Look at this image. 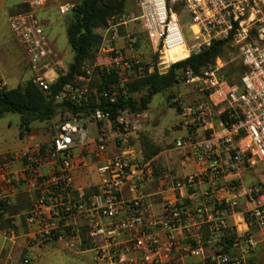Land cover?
Listing matches in <instances>:
<instances>
[{"label": "built area", "instance_id": "1", "mask_svg": "<svg viewBox=\"0 0 264 264\" xmlns=\"http://www.w3.org/2000/svg\"><path fill=\"white\" fill-rule=\"evenodd\" d=\"M176 1L183 5L191 22L193 44L188 46L189 57L215 42L228 41L243 73L238 82H230L226 73L229 64L222 57L201 74L191 69L182 72L180 84L193 87L199 96L185 108V118L190 119L188 125L192 129L211 132L200 146L212 159L197 176L173 180L171 188L179 194L197 191L208 178L217 186L226 176L235 179L240 170L256 166L261 168L264 178V0H170V3ZM28 3L29 10L11 16L9 23L27 55L33 81L49 91L65 73L56 79L58 55L36 18L44 1L28 0ZM138 6L141 11L138 16L121 14L108 21L99 52L106 63L84 67L83 74L64 87L58 100L90 105L94 95L109 98L108 91L97 93L91 87L96 72L97 79L113 73L116 85L151 75L156 66L164 72L162 66L168 64L164 60L157 65L145 63L116 46L120 28L130 22H140L149 40L156 48H162L163 54L167 49L187 45L183 26L167 0H139ZM74 9L75 5H63L59 10L66 15ZM111 101H115L113 96ZM93 115L100 123H110L107 112L97 110ZM215 116L219 117L218 130L214 129ZM139 117L127 114L117 119L118 136L124 145L131 133V122ZM183 142L180 139L177 145L182 147ZM91 143L97 148V157L106 152L103 134L91 141L87 129L76 118L66 119L56 126L51 148L44 158L39 149L35 150L39 160L28 152L23 155L28 160L25 171L45 161L49 172L30 179L27 173L23 175L25 182L31 180V188L37 195L27 222L42 241L68 245L70 239L77 237L87 250L94 252L95 264H174L177 254L185 259L201 258V264H264V249H260L264 243V180L262 187L246 189L244 197L234 194L228 199H218L217 189L206 192L208 202L188 210L166 201L162 214L155 216L140 189L150 178V166L134 162L127 155L115 156L97 168L100 184L96 192L75 188L72 173L79 166L76 153ZM9 168L7 159H1L0 182L6 185L12 182ZM131 182L134 184L128 200L123 191ZM1 194L0 191V199ZM192 229L198 233L195 244L182 248L177 233H190ZM83 230L84 239L80 238ZM126 234L132 237L129 244L120 241ZM98 237L105 244L96 245ZM130 253L133 255L129 256Z\"/></svg>", "mask_w": 264, "mask_h": 264}, {"label": "rangeland", "instance_id": "2", "mask_svg": "<svg viewBox=\"0 0 264 264\" xmlns=\"http://www.w3.org/2000/svg\"><path fill=\"white\" fill-rule=\"evenodd\" d=\"M104 1H124L125 15L138 16L141 13L138 6L139 0ZM167 2L172 11L178 15L179 22L183 26V33L187 43V45L184 43L187 49V55L183 58L185 59L190 54L188 46L193 44L191 22L178 1L170 3V0H167ZM53 17V20L57 19L59 22H55L51 29L47 27L50 38L55 43L56 48L64 54L65 57L63 58L67 64H71L74 55L68 43L65 26L62 23L63 16L56 10ZM3 22L0 23L11 44L13 54L11 53V56H0V75L3 73L6 76L8 86L14 88L21 84L22 80L17 78L18 75H12V67L15 63L25 61L26 55L21 45L16 42L10 29ZM130 24L132 29L129 31L128 38L137 39L133 48L139 50L140 59L145 63L156 64L164 60L168 64H163L164 66L162 67L165 68L163 69L164 71H167L172 65L170 63L182 60L166 62L163 49L155 47L154 50L151 47L150 40L141 23L134 21ZM127 41L129 40L127 39ZM223 57L229 64L226 71L228 77L234 81L237 80L239 73H241L239 61L235 59L234 54L229 49L225 51ZM27 77H29L28 71H26L24 79ZM94 88L98 90L96 85H94ZM111 93L114 98L126 95L127 84L116 85ZM141 93L143 92L133 95L138 98ZM198 99L199 96L194 88L184 84L156 95L149 109L141 114L137 120L131 122V133L127 135V143L125 145L121 142V137L118 136L120 130L116 125L107 122L99 123L92 113L73 117L64 107H59V114L54 120L49 122L36 121L32 124L30 130L23 132L20 130L21 118L18 114L8 113L0 117V155L4 154L0 158L7 159V163L10 166L9 173L12 177V182L9 185L0 182V191L2 192V198L0 199V264H94V253L87 250L79 238L70 239L68 245L66 243L42 241L36 235L35 228L27 222L37 195L31 188V180L28 183L25 182L23 175L27 173L30 179L38 175H48L49 172L45 161L42 160L41 166L25 171L28 160L23 155L28 152L34 159L37 158L39 160L40 156L35 152L36 149H39L40 154L44 158L51 148L56 126L60 122L76 118L78 124L87 129L91 141L97 140L100 134L106 133L108 137H106L107 150L104 153L105 155H111V150L118 151L117 153L122 150L124 153L119 155H127L132 161L136 162L141 157V150L143 151L141 142L143 136H145L155 146L159 147L161 151L169 150V153L173 154L176 159L180 154L174 151L175 143L177 138L184 134L183 128L186 126L185 119L187 117L184 119V110ZM57 103L62 104L63 102L57 100ZM178 105L183 107L182 112L179 111ZM187 120L189 121L190 119L187 118ZM96 149L95 144L91 143L88 147L83 150L80 149L76 153V164L79 166L72 173L74 185L84 187V172L86 170L88 172L91 167L97 169L100 166L101 161L97 157ZM111 157H114V155ZM187 172L190 171L187 170ZM240 180L239 185L243 182L247 188L262 187L263 172L259 166L247 169L243 171ZM231 186L235 189L238 184L234 183ZM95 187L96 185L93 182L92 188H90L93 189L90 191L91 193L94 192ZM85 236L86 232L83 230L80 238L84 239ZM260 249H264V243H262ZM261 251L263 252V250ZM262 258H264V254ZM26 261L28 262L26 263Z\"/></svg>", "mask_w": 264, "mask_h": 264}, {"label": "trees", "instance_id": "3", "mask_svg": "<svg viewBox=\"0 0 264 264\" xmlns=\"http://www.w3.org/2000/svg\"><path fill=\"white\" fill-rule=\"evenodd\" d=\"M181 6L183 8L182 4ZM124 11V1L82 0L76 4L67 29L68 41L74 53V60L69 71L61 75L50 86L49 91H44L33 79L16 88H0V117L8 113L18 114L21 118L20 130L23 132L30 130L36 121L54 120L59 114V107H64L73 117L93 114L97 110H101L109 113L110 123L119 127L117 119L120 116L145 113L156 95L180 85L179 78L184 70L191 69L195 74H201L207 66L214 64L217 58H224L225 51L229 49L228 41H219L199 54H193L191 57L187 56L185 60L175 62L170 65L167 71L162 72L156 66V71L153 74L128 83L126 95L116 97L114 102L111 101V92L115 89L117 78L111 73L104 74L100 79H97L96 72L91 87L94 88L96 85L98 93L108 91L109 98L94 95L90 105H74L70 102L58 104V96L64 87L74 83L76 78L83 74L84 67L93 66L96 63L103 43V35L99 31L106 29L108 21L114 16L124 14ZM242 73L241 68L238 79L235 81L230 79V82H238ZM140 92L143 93L138 98L133 95ZM178 106L179 111L182 112L183 107ZM141 143L146 162L160 152V148L145 136ZM94 191L96 192V189Z\"/></svg>", "mask_w": 264, "mask_h": 264}, {"label": "crops", "instance_id": "4", "mask_svg": "<svg viewBox=\"0 0 264 264\" xmlns=\"http://www.w3.org/2000/svg\"><path fill=\"white\" fill-rule=\"evenodd\" d=\"M43 1H44V6L36 12V18L38 19L40 24L44 26L48 40L51 46L53 47L54 51L58 55L57 58L59 59L60 65L57 67V73H58V75L56 76L57 79L58 76H60V74L67 73L69 71V67L71 64H67V62L63 58L65 57L64 54H62V52L56 48L55 43L50 38V33L48 32L47 27L51 29L55 22L57 23L59 22L57 21V19L53 20L54 19L53 15L55 14L56 10H58L60 13L59 9L61 6L76 5L80 3L82 0H43ZM29 8L30 7L28 0H0V22L2 23L4 21L3 23L6 25L7 28L10 29L17 43L19 42L10 27V23H9L10 17L15 14L26 12L29 10ZM61 16H63L62 23L64 24L67 33L69 23L72 19V13L66 15L61 14ZM1 23H0V56L1 57H3L4 55L11 56L10 54L11 53L13 54L11 44L3 31ZM130 23H128L125 27L120 28V37L116 42V46L119 49L124 50L127 53V55L140 57L139 50H135L133 48V45L136 44L137 39L128 38L130 34L129 31L130 29H132L131 28L132 25ZM99 33H101V35H104L105 29L100 30ZM67 39H68V34H67ZM127 39L129 41H127ZM133 41H135V43H132ZM150 44L151 47L155 50V46L151 41ZM73 60H74V56H73ZM104 63H106V59L102 57L100 54H98L94 66L101 65ZM26 71L29 72V77L24 79ZM12 73L13 76L18 75L17 78L22 80L21 84L23 82L33 79V73L29 69L27 55L25 61H20L13 65ZM2 87H7L11 89V87H9L7 84L6 76L3 73L0 75V88ZM213 122L215 127L214 129L218 130L219 117L215 116ZM185 125L186 126L183 128L184 134L180 135V137L177 138V141L175 143L176 147L174 149V151L177 152V154L179 153L181 156L180 155L179 157L176 156L178 158L175 159L173 154L169 153L170 152L169 150H163V151L160 150V152L157 155H155L151 160L146 162L144 160L143 151L141 150V154H140L141 157L139 158L138 161L136 160V162L138 163L146 162L150 166L149 169L150 178L147 180L146 183H144L140 187V189L141 192L147 198V201L151 204L152 214L155 216H160L162 214L166 201H169L172 204H177L179 207L188 210L189 208L198 207L203 204H206L208 202L204 196L206 192L210 193L211 191L213 192L217 189L218 194L216 197L218 199L219 198L228 199L231 198L234 194L244 197L243 194L245 193V190L248 189L243 184V182L242 184L239 185V182H241L240 179L242 178V173L243 171L246 170H240L238 174L239 177H235V179H232L231 176H226L219 183H217V186H214L211 179L208 178L206 182H204L199 186L197 191H188V192L186 191L184 193L179 194L178 192H175L171 188V183L173 180H186L189 177L197 176L204 168H206L210 164L212 159L208 154L204 153L203 148L200 146L201 143L204 142V140L208 137L209 133L211 132L210 131L207 132L204 129H200L197 131L195 129H192V127L188 125L187 118L185 119ZM103 135L105 137H108L106 133H104ZM180 139L184 140L182 147H179L177 145V142ZM110 152L111 155L103 154L99 157L101 161L100 165L104 163V161L113 158L111 156L114 155L115 157L116 154H117L116 156H118L119 154L124 153L122 150H120L119 153H117L118 151H113V150H111ZM2 155L4 154H1L0 156ZM187 170H189L190 172H187ZM167 173L169 174V177L166 176ZM83 176L85 182L84 187H78V185H75V188L78 190H86L90 192L91 190H93L90 189L92 188L93 182L96 185V187L100 184V176L97 172V169H95L94 167H91L88 172L86 170ZM94 176L96 177L94 178ZM232 183L238 184V187L235 189L234 187L232 188L231 186L233 185ZM132 184H134V182L129 183V185L123 191L124 197L128 200L132 195L130 193V188ZM96 187L94 189H96ZM105 222L108 223L109 220L106 219ZM229 222L233 223V220L230 219ZM203 229L206 233H208L207 232L208 227L206 225H204ZM197 237H198V233L196 229H192L190 233L186 231L184 232L180 231L177 233V239L182 248L194 245ZM0 239H1V233H0ZM131 239L132 237L129 234H126L120 239V241L123 242L124 244H129V241ZM95 243L96 245L101 246L105 244V241L102 237H98L96 238ZM132 255L133 254L130 253L129 256ZM174 264H201V258L191 257L185 259L181 256V254H177Z\"/></svg>", "mask_w": 264, "mask_h": 264}, {"label": "bare ground", "instance_id": "5", "mask_svg": "<svg viewBox=\"0 0 264 264\" xmlns=\"http://www.w3.org/2000/svg\"><path fill=\"white\" fill-rule=\"evenodd\" d=\"M173 17L176 18V15H174ZM193 30L196 31L197 29L193 27ZM186 55H187V49L185 47V44L183 43L178 47L167 49L165 51V60L166 62L170 63L172 61L183 59Z\"/></svg>", "mask_w": 264, "mask_h": 264}]
</instances>
